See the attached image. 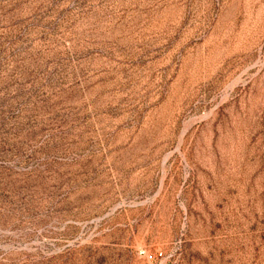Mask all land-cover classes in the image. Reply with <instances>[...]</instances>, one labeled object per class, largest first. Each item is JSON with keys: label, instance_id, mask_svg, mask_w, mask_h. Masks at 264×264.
<instances>
[{"label": "rangeland", "instance_id": "obj_1", "mask_svg": "<svg viewBox=\"0 0 264 264\" xmlns=\"http://www.w3.org/2000/svg\"><path fill=\"white\" fill-rule=\"evenodd\" d=\"M0 264H264V0H0Z\"/></svg>", "mask_w": 264, "mask_h": 264}, {"label": "built area", "instance_id": "obj_2", "mask_svg": "<svg viewBox=\"0 0 264 264\" xmlns=\"http://www.w3.org/2000/svg\"><path fill=\"white\" fill-rule=\"evenodd\" d=\"M145 256H147L148 259H152V256L151 255H147L146 253H144Z\"/></svg>", "mask_w": 264, "mask_h": 264}]
</instances>
